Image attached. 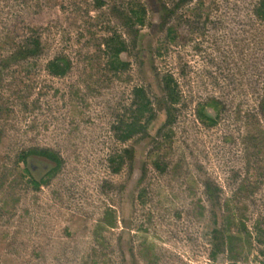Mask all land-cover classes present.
Returning <instances> with one entry per match:
<instances>
[{
    "label": "rangeland",
    "instance_id": "1",
    "mask_svg": "<svg viewBox=\"0 0 264 264\" xmlns=\"http://www.w3.org/2000/svg\"><path fill=\"white\" fill-rule=\"evenodd\" d=\"M178 1L0 0V66L34 37L41 46L10 60L0 82V264H264L259 0ZM134 2L144 26L127 23ZM114 33L128 47L121 72L109 69ZM56 56L69 63L62 76L47 69ZM167 73L181 95L175 121L161 111L147 135L118 140L134 88L162 96ZM32 147L62 159L40 187L17 162ZM125 149L133 157L115 173L109 158ZM216 229L229 236L212 262Z\"/></svg>",
    "mask_w": 264,
    "mask_h": 264
},
{
    "label": "trees",
    "instance_id": "2",
    "mask_svg": "<svg viewBox=\"0 0 264 264\" xmlns=\"http://www.w3.org/2000/svg\"><path fill=\"white\" fill-rule=\"evenodd\" d=\"M191 0H179L175 4V7H181V5H187ZM103 5V0H97ZM127 11V23L130 26H144L147 21V10L144 4L141 2H134L128 5ZM168 10V9H167ZM169 11V10H168ZM255 16L264 21V0H259L254 8ZM174 28L170 27L168 34L170 38H174ZM107 46L109 50V69L113 72L125 71L129 67V63L123 58V54L127 52L128 47L119 33H114L108 40ZM41 53V46L38 37H34L28 46L23 45L17 48L8 58H3L0 66V82L2 80L3 72L5 68L9 67V61L14 62L29 58L36 57ZM49 73L54 76H62L69 69V63L63 56H56L51 59L47 64ZM162 96L154 95L150 88L147 86H136L133 90V98L131 107L129 109V119L126 117L117 119V122L113 125V131L116 138L122 142L129 141L139 135H147L149 127L158 116V112L165 111L166 120L164 125L172 124L176 119L175 105L179 103L181 95L178 88V83L175 78L167 73L162 78ZM211 105L212 103H208ZM260 110L264 115V97L261 100ZM214 106V105H213ZM217 108V106H215ZM198 115L202 121H207L209 124H214L216 121L206 115L204 107L202 106ZM124 153H115L110 156L109 163L112 171L117 173L125 165V159H132L133 153L129 149H125ZM33 157H40L54 163V166L43 174L35 169L32 161ZM17 162L23 164V171L26 175L31 177L32 183L36 187L47 183V178L54 175L60 168L62 159L58 152L44 147L37 148L32 147L23 150L18 155ZM159 167V164H157ZM258 240L264 243V216L263 221L256 227ZM229 236L227 230L220 231L218 229L213 232L211 238L208 240L209 244L212 245L213 250L210 253L211 261L216 262L219 259V255L223 251L224 240L226 235Z\"/></svg>",
    "mask_w": 264,
    "mask_h": 264
},
{
    "label": "water",
    "instance_id": "3",
    "mask_svg": "<svg viewBox=\"0 0 264 264\" xmlns=\"http://www.w3.org/2000/svg\"><path fill=\"white\" fill-rule=\"evenodd\" d=\"M208 117H210V116H208ZM210 118H212V117H210Z\"/></svg>",
    "mask_w": 264,
    "mask_h": 264
}]
</instances>
